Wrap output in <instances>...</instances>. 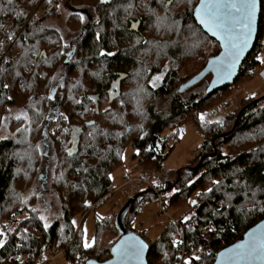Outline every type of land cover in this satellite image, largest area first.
<instances>
[{
  "label": "trees",
  "instance_id": "obj_1",
  "mask_svg": "<svg viewBox=\"0 0 264 264\" xmlns=\"http://www.w3.org/2000/svg\"><path fill=\"white\" fill-rule=\"evenodd\" d=\"M73 1L93 8L96 18L87 15L86 22H82L80 31L67 46L57 31L49 36L50 44L45 43V36L39 34L41 29H33V25L39 26L40 20L36 22V17L27 22L35 8L38 7L36 13L44 10L49 4L48 0H36L35 4L31 0H11V3L9 0H0V102L4 99L13 105L16 101L29 117L27 123L23 119L11 118L9 129L13 125L18 128L10 139H0V211L9 206L14 199L13 194L17 199L19 191L25 188L23 178L15 179L14 171L19 160L14 153L20 150L25 139L27 143L30 142L35 132L42 130V141L48 140L51 149L49 157L54 159L56 165L62 163L67 170L66 177L58 179L55 182L58 188L53 190L63 196L61 203L64 212L61 219L65 225H71V235L78 228L79 214L94 209L108 196L110 174L121 163L122 152L128 144L136 152L134 157H139L141 167L146 164L149 166L152 163L150 161H154V167L161 170L164 161L175 148V144H167V136L163 134L165 130H173L175 140L179 141L181 134L174 131L176 125L180 127L179 122L199 110L207 100L229 90L240 78L258 68L260 60L257 59V53L264 47V0H261L256 44L242 64L234 84L215 91L199 103L196 97L183 102L175 91L182 85L179 72L185 58L184 47L190 41L182 44L186 36L180 40L181 34L187 29L188 34L193 30L195 37L211 43L208 46V59L220 51L218 43L194 20L193 12L198 0H189L187 7L182 10L180 0H174L169 8L164 6L166 0H115L112 11L115 10L116 14L112 12V21L108 15V5L96 3L97 6H94V0L91 3ZM121 1L124 3L121 4ZM57 4L60 5L58 0H52V16H58L55 12L59 10ZM154 7L158 10L152 15L150 10ZM119 8L128 9L126 12L133 16H140L139 32L128 30L129 19ZM26 23L25 31L16 39ZM177 26L179 34L176 35L174 29ZM10 35L12 40L7 38ZM34 36H38L35 43L32 40ZM4 48L9 49L5 56ZM45 49V54H42ZM101 52L105 55H101ZM205 57V53L201 55L200 68L193 76L204 68L208 61ZM154 76L160 79L152 84ZM119 77H122L120 84L116 83ZM13 93L21 95L16 98L12 96ZM174 93L168 111H156L155 104H150L151 99L160 100ZM49 94L53 97L51 100L47 98ZM9 95L12 98L9 99ZM89 97L94 99L90 100ZM263 102L258 101L247 109L237 129L227 137L220 138L231 122H234L235 116L226 118L217 130H209V141L203 143L202 156L208 150L212 151L209 143L213 141L219 147L216 157L206 159L191 173L185 171L186 180L180 181V186L173 187L170 181L163 182L156 178L160 182V193L169 198L166 204L168 210L178 205L181 198L187 203L207 178L224 179L225 185L230 187L229 191L234 192L231 193L234 200L230 204L227 194L220 190L214 191L199 203L190 224H184L180 242L186 252L181 246L178 248L170 244L171 253L165 264H184L181 258L189 254V246L192 245L212 250L210 256L205 252L203 255L209 262H214L220 250L241 240L250 228L264 219V212L248 208L246 200L250 197L243 195V192L264 190V132L249 134L252 129L264 126V107L259 108ZM19 128L28 130L17 131ZM238 135L245 136L243 140L236 141ZM224 146L227 152L223 150ZM66 149H71L72 155ZM33 176L34 170L27 179ZM15 181H19V185L14 187ZM258 200H262V197L259 196ZM150 202L158 204V195L144 188L133 200L131 210L135 207L137 214L143 205ZM23 212H26L25 207L15 213L18 219H22L16 228L20 236L13 233L0 248V264H18V257L22 255H30L36 259L32 263L42 264L47 249L54 240L60 239L57 233L58 222L47 232L44 223L38 219L25 218ZM135 214H129L127 219L128 228L134 231L131 221ZM168 218L172 221L171 216ZM182 219L180 216L175 221L180 229ZM173 225L167 227L154 241L149 239V264L159 263L163 252L160 242ZM204 227L214 229L209 231V238L199 234V230ZM62 234L66 236V232ZM78 243L75 241L72 247L67 248L68 253L73 250L77 252L71 257L72 264L80 253L87 254L86 249ZM188 260L194 264V259Z\"/></svg>",
  "mask_w": 264,
  "mask_h": 264
},
{
  "label": "rangeland",
  "instance_id": "obj_2",
  "mask_svg": "<svg viewBox=\"0 0 264 264\" xmlns=\"http://www.w3.org/2000/svg\"><path fill=\"white\" fill-rule=\"evenodd\" d=\"M84 1L91 3V0ZM98 2L99 0H94L92 3L94 6H97L96 3ZM180 2L182 10V8L184 9L187 7L186 5L189 3V0H180ZM77 7L88 8V10L92 12L94 19L96 18V11L93 8L86 5H78ZM70 8H72L71 4L68 3L67 6L66 4L62 3L61 9L59 8L58 11L55 10L58 16L53 15L52 22L44 25L45 27L51 28L52 32H59L62 35V40L66 42L67 46L69 42H71V39L80 31L82 22H86L85 18H83V21H81L80 18L75 19V15H72V12L69 10ZM187 30L181 34L180 38V40H182L183 37L186 36L185 39L187 40H182V44H185V42L188 43V40L190 41V43L184 47L185 58L182 62V68L179 72L180 78L182 79L181 84L193 77V74L199 70V62H201L199 59L202 54L205 53V58L206 60L208 59V46H211V43L205 41L203 38H198L197 36L195 37L192 34V32L194 33L193 30L189 34ZM177 32L178 26L174 29V34H179ZM185 32H187V34H185ZM7 52H9V49L4 48V56ZM257 54V57H259L260 60V66L258 68L252 70V72L240 78L239 82L235 86L230 87L229 90L218 93L207 100L199 110L190 114L189 117L184 119L183 122H179L180 127L176 125L174 131L177 134H181L179 141L175 140L173 130L169 128L165 130L163 134L165 137L167 136V144L169 146L175 144V148L164 161V165L161 170L154 167L156 164L154 161H150L152 163H150L149 166L146 164V166L141 167L139 157H134V153L136 152L133 147L128 144L122 152L121 163L116 166L110 174L111 184L109 189L112 190V193L108 190L109 196H107L105 200L101 202V204L96 206L94 209L90 208L87 212H82L79 214L80 218L77 222V227L80 229H75L72 235L69 231L71 230V225H65L61 219L64 212L63 205L61 203V198L63 196L55 190L58 188L55 187V182L58 179H61L62 176L66 177L67 170L62 163L56 165L54 163V159L49 157L51 156V149H49L48 140L45 142L42 141V130L38 133L34 131L35 134L30 141L31 143H27V140L25 139L20 145V150L14 153L15 158L19 160V163L14 171L15 179H18L19 177L23 178L25 188L22 191H19V197H17V199L16 195L13 194L14 199H12L9 206H7L5 210L0 211V232L4 233L2 238L5 240V244L8 241L10 235L13 233H16L20 236V232L16 228L22 219H18L19 217L15 215V213L18 209L25 207L26 212H23L22 216H26L25 218L28 219L32 218V220L38 219L42 224H47V232H49L57 222L59 224L57 233L58 236H60V239L54 240L52 246L47 249L43 256L42 264H72L71 257L76 255L77 252L73 250L72 253H68L67 248L72 247L73 242L75 241L79 242L83 248L86 249L89 259L94 258L100 262L108 260L110 258L111 247L118 238L117 230L114 225L115 216L128 200L126 197L129 192V186L126 185L122 188L123 184H126V182L129 180V177L133 178L137 175L140 176L141 174H145L146 177H155L154 179L157 178L163 182L170 181L173 184V187L180 186V181L184 182V180H186L185 177L187 175H185V171L187 173H191L188 172L187 169L189 167H195L198 165L203 153V143H206V140L209 141V130H217L219 128L218 125L223 123L226 118L230 119L231 116H235L237 119V115L242 108L264 96V47ZM210 80L211 76H208L193 87L181 91L178 89V91L176 90L175 92L177 96H179L178 98L183 102H187L191 97H196V102L199 103L201 99L205 97L206 89ZM250 94H252V96H250ZM20 95L21 94L19 93H13L12 96L18 98ZM174 97L175 93L170 97H165L160 100L151 99L150 104H155L156 111H168L171 100H173ZM9 98L12 97L9 95ZM0 104V115H3L2 118L0 116V119H4V124L6 125V127L4 125H0V137L10 139L18 126L13 125L11 129H9V122L11 118L24 109L19 104H17L16 101L13 105H9L8 102L3 99ZM263 107L264 102L259 106V108ZM201 116H203V120H201ZM235 118L234 122H231L230 126H228L226 133L232 130L236 121ZM263 132L264 126L252 129L249 134L254 135L256 133L261 134ZM243 136L245 135H238L236 141L243 140ZM38 144L40 145L39 151L36 150V145ZM213 145V141H211L209 146L212 151L208 150L206 154H212L214 152L215 145ZM216 148L217 150L219 149V147ZM223 150L227 152V148L225 146ZM34 160H36L35 163H33ZM33 170L34 176L30 177L28 180L27 176ZM213 181H218L219 184H213ZM13 185L14 187L18 186L19 181H15ZM237 186L238 184L235 183V187ZM53 188L55 189L53 190ZM208 189H212V191H208ZM229 189L230 187L225 185L224 179L207 178L203 181L202 187H200L193 195L190 196V199L187 201V203L184 202L185 199L181 198L182 200H180L178 205L170 207L169 211L171 220L173 219L176 221L180 216L183 217V221L179 224L182 229L178 228V225L174 222H170V219L161 213L159 205L156 202H150L146 205H143L137 214H135L136 208L134 207L133 210L129 212V214H135L131 221V225L137 231H147L150 239L154 241L159 236H161L167 227L174 224V227L169 228L170 230L168 229V231L165 233V237H162L164 242H160L163 252L158 264H165L168 261V255L171 253L169 245L172 244L173 239L181 241L184 233V224H190L194 218L193 215L196 213L199 203L204 201L207 196L212 194L214 191L220 190L227 194L228 204H230L234 200V196L231 194L234 192H230ZM197 193H200L201 195L197 196ZM243 195L244 197H250V199L246 200L248 203V208H256L258 210L260 208H264L263 189L253 190L250 193L243 192ZM259 196L262 197V200L260 201L258 200ZM22 200L23 203L21 202ZM191 200H196V205L190 204L189 201ZM183 202L184 204H182ZM14 205L16 206L14 207ZM32 209H36V211L34 212ZM187 211H189L188 214L186 213ZM258 212L262 211L259 210ZM41 215L45 217L44 220L40 219ZM185 217H189V219L185 220ZM62 232H66V236L63 235ZM199 234L203 238H209L208 228L204 227L200 229ZM85 239L92 243V247H84ZM178 246H181L186 252V248H184L181 243ZM189 247H191V250L188 251L189 254H187L185 258H181L182 262H184L186 259H193L195 256H199V260L194 259V264L214 263L213 261L209 262L206 260L205 256L203 255V252H205L208 253V256H210L212 254V250L204 249V247L201 248L198 245H192ZM32 261L35 262L36 259L30 257V255H22L18 257V264H34Z\"/></svg>",
  "mask_w": 264,
  "mask_h": 264
},
{
  "label": "snow or ice",
  "instance_id": "obj_3",
  "mask_svg": "<svg viewBox=\"0 0 264 264\" xmlns=\"http://www.w3.org/2000/svg\"><path fill=\"white\" fill-rule=\"evenodd\" d=\"M50 3L51 0H48ZM102 3L105 0H101ZM11 3V0H9ZM59 9L60 5H56ZM256 10V0H201L198 7L195 9V14L199 19L200 23L203 24L209 31L217 35L222 42V47L225 52L222 54L221 59H228L229 64H220L218 71H223L225 67L230 68L231 62H235L236 58L243 52L244 48L247 46L251 33L253 30V22ZM83 21V17H80ZM159 20V18H158ZM135 27V24L133 25ZM12 40V36L7 37ZM101 55L105 53L101 52ZM107 55H112V53H107ZM259 59V57H257ZM210 63H212L210 61ZM160 77H154V80H158ZM115 86V85H114ZM7 88V85H4ZM54 92L55 89H52ZM51 100L53 97L51 94L47 97ZM10 99V98H9ZM89 99H94L89 97ZM79 103V101H76ZM31 107V105H29ZM16 120L23 119L25 123L28 122L29 117L26 111L21 110L14 117ZM203 120V116L200 117ZM67 119V117H64ZM0 125L4 124V119H0ZM27 128H19L17 131H27ZM75 131V130H74ZM3 137H0L2 139ZM40 145H36V150L39 151ZM69 155H72L71 149H66ZM213 184H219L218 181H213ZM212 191V189H208ZM201 195L197 193V196ZM230 198V197H229ZM23 203V200L21 201ZM190 204L196 205V200L189 201ZM260 211L264 212V208H260ZM36 211V209H32ZM251 211V210H249ZM41 220H44L43 215L40 216ZM185 220L189 217H185ZM45 224V228H47ZM191 231V229H189ZM208 231H214V229L209 228ZM4 236L3 232H0V247L5 245V240L2 238ZM181 242L173 239L172 245L176 247ZM84 247H92V243L85 239ZM144 244L137 240L135 237H128L127 239L121 241L119 244L114 246L111 251L115 257L114 261H108L107 264H123V262L136 258L139 259L140 252L142 251ZM193 259L199 260V256H195ZM217 260L220 264H253L254 261H259L260 264H264V224L257 226L256 229L250 231L246 239L241 243L233 245L230 248L225 249L218 254ZM92 264V262H89ZM184 264H190L189 260H185Z\"/></svg>",
  "mask_w": 264,
  "mask_h": 264
},
{
  "label": "water",
  "instance_id": "obj_4",
  "mask_svg": "<svg viewBox=\"0 0 264 264\" xmlns=\"http://www.w3.org/2000/svg\"><path fill=\"white\" fill-rule=\"evenodd\" d=\"M200 2H201V0L199 1L198 5L196 7L199 6ZM260 13H261V0H256V10H255V17H254V22H253V30H252L251 38H250L247 46L244 48L243 52L239 55V57L236 58L235 62H231L230 68L225 67L223 71H218V67L220 64L227 65L230 63V61L228 59H221L222 54L225 52V49L222 47L221 40L218 38L217 35H214L213 32L209 31L203 24L200 23L199 19L197 18L196 14L194 12V20L196 21L197 25L200 28H202V30L211 39L215 40L218 43V45L220 46V51L217 55L211 57L207 61L206 65L204 66V68L199 73H197L196 75H194L193 77L188 79L185 83H183L180 86L179 91L195 86L196 84L200 83L201 81H203L208 76H211V80H210L209 85L206 89L205 97L210 96L211 94H213L217 90H220L224 87L233 85L236 78L239 75L242 64L244 63L246 58L251 54V52L253 51V49L255 47L257 34H258ZM138 29H139V22L135 23V27L131 28V30H133V31H137ZM68 61L69 60L67 59L66 63H68ZM210 61L212 63H210ZM121 79L122 78H119L117 80V82L119 84H120ZM261 100H264V96L260 97L259 99L255 100L254 102H252V103L246 105L244 108H242L237 115V119L234 123L232 130L223 134L222 136H220V138L227 137L229 134H231L237 128L239 121L241 120L244 112L247 109H249L253 104H255L256 102L261 101ZM213 144H214V142H213ZM216 155H217V148L214 146V152L212 154H206V155L202 156L199 160L198 165L195 167H189L187 169V171L192 172L193 170L199 168L206 159H213L216 157ZM133 200L134 199H132V198L128 199L127 202L125 203V205L121 208V210L117 213V215L115 217L114 225H115V228L117 230L118 238H117L116 242L113 244V246L111 247V249L114 246H116L117 244H119L121 241L127 239L128 237H135L137 240L141 241L144 244V247H143L142 251L140 252L139 259L137 260L136 258L133 257V258L123 262V264H149L148 263V254L150 252L151 245L145 239H143L138 233H136V232H134L128 228L127 219H128L129 212L132 208ZM261 224H264V219L262 221H260L259 223H257L256 225H254L252 228H250L243 235L241 240H239L236 243L220 250L217 253L216 259H215L213 264H220V262L217 260V256L219 253H221L222 251H224L227 248L232 247L233 245H236V244L244 241L246 239L247 234L250 231L256 229L257 226H259ZM114 260H115V257L113 255L112 251L110 250V258L108 260L100 262L94 258H91V259H88L85 264H89V262H92V264H107L108 261H114ZM253 264H260V262L254 261Z\"/></svg>",
  "mask_w": 264,
  "mask_h": 264
},
{
  "label": "flooded vegetation",
  "instance_id": "obj_5",
  "mask_svg": "<svg viewBox=\"0 0 264 264\" xmlns=\"http://www.w3.org/2000/svg\"><path fill=\"white\" fill-rule=\"evenodd\" d=\"M31 1H32V4H35V2H36V0H31ZM199 1L200 0H198L196 6L198 5ZM58 2L60 3V9H61L62 3L66 4L67 6H68V3L71 4L72 5V8H70L69 10L72 12V15H75L78 18L83 17V18L86 19L87 15H90V17L94 19V16H93L92 12L90 10H88V8H79V7H77L78 5H81V4H79V3L76 4V3H74L73 0H58ZM115 2H116L115 0H105L104 3H102L101 0H99V2H98V4H101V5L106 4V5L109 6V15H110L109 17H110L111 21H112V12L114 13V15L116 14L114 12L115 10L112 11V5ZM123 3L124 2L121 1V4H123ZM173 4H174V0H166L164 2V6L166 8L171 7ZM106 5H104V6H106ZM196 6L194 8V12H195ZM37 8H35V10L33 11V14L30 16V18L27 20V22H29L33 17L34 18L36 17L35 18L36 19V22L38 20H40V22L38 23L39 26L33 25V29H35V28H38L39 30L41 29V31H40L39 34L44 35L45 36V39H46V42L45 43H49L50 44V41L51 40H50L49 36L52 34V31H51L52 29L49 28V27H45L44 25H46L47 23L52 22V0H51V2L48 5L45 6V8L43 10L44 12L42 11V12L36 13L38 11ZM118 10L120 12H125V17H127L129 19V28H128V30L131 31V32H135V33L136 32H139L138 31L139 29L137 31H133V30H131V28L133 27V24L138 23V22H139V26L141 25V18H140V16L139 15L138 16H133L132 13L126 12L128 9L119 8ZM157 10L158 9L154 7L150 11L152 12V15H153V13H156ZM194 12H193V16H194ZM26 26H27V23L19 30V32H18V34L16 36V39H19V37L21 36V34H23V32L26 29ZM37 37L38 36H34L33 37L32 40H33L34 43L36 42V40H38ZM40 43L43 44L42 40H40ZM45 51H46V49L45 50H42L41 53L42 54H45ZM154 77H157V76H154ZM152 82H153L152 84H154V82H155L154 78H153ZM116 83H118V82L116 81ZM9 126H10V122H9L8 128H9Z\"/></svg>",
  "mask_w": 264,
  "mask_h": 264
},
{
  "label": "built area",
  "instance_id": "obj_6",
  "mask_svg": "<svg viewBox=\"0 0 264 264\" xmlns=\"http://www.w3.org/2000/svg\"><path fill=\"white\" fill-rule=\"evenodd\" d=\"M257 94V93H256ZM252 96V94H250ZM129 180L126 182L125 185L129 186L130 194L128 195V198L135 199L136 195L140 193V191L144 188H148L152 191H155L158 195V205L160 208V211L162 214L166 215L167 217H170V212L168 210V206L166 205L169 198L165 197L162 193H160V182L157 179H152L149 177H146L145 174H141L137 177H129ZM148 185V186H145ZM109 191L112 193V190L109 189ZM109 195V194H108ZM172 222L176 223L175 220L172 219ZM143 239H145L149 243V237L146 233H143L141 236ZM88 256L86 253H80L78 257H76L74 264H85L88 260ZM179 264H182L181 262Z\"/></svg>",
  "mask_w": 264,
  "mask_h": 264
},
{
  "label": "crops",
  "instance_id": "obj_7",
  "mask_svg": "<svg viewBox=\"0 0 264 264\" xmlns=\"http://www.w3.org/2000/svg\"><path fill=\"white\" fill-rule=\"evenodd\" d=\"M139 174H141V173H139ZM138 176V175H137ZM137 176H135V177H137ZM128 177V176H127ZM126 185L125 184H123V186H122V188L123 187H125ZM144 190V189H143ZM130 194V191L128 192V195ZM128 195H127V197H126V199H129L128 198ZM109 196V195H108ZM127 202V201H126ZM116 217V216H115ZM171 222V221H170ZM132 231H134V230H132ZM134 232H136V233H138L140 236H142V234L143 233H146L147 234V236L149 237V235H148V233H147V231H145V230H140V231H134ZM140 232H142V233H140ZM149 239H150V237H149Z\"/></svg>",
  "mask_w": 264,
  "mask_h": 264
}]
</instances>
